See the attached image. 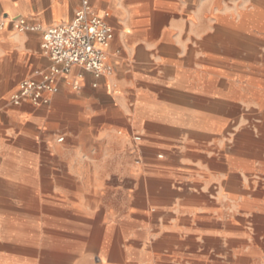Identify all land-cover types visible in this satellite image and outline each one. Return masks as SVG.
<instances>
[{
    "label": "crops",
    "instance_id": "0c3cea01",
    "mask_svg": "<svg viewBox=\"0 0 264 264\" xmlns=\"http://www.w3.org/2000/svg\"><path fill=\"white\" fill-rule=\"evenodd\" d=\"M229 1L209 9L219 27L203 29L202 0H93L113 32L107 57L114 72L94 79L72 67L42 106L10 102L22 81H40L48 71L42 32L0 27V164L20 166L21 181L34 183L14 196L34 199L24 205L33 211L49 207L46 212L73 218L75 210L87 212L84 202L98 189L104 206L151 211L144 221L67 222L71 230L145 231L129 244L157 249L137 264L264 262V255L250 252L248 238H231L218 232V222L201 220L215 217L217 185L235 175L217 144L203 141L219 126L228 128L239 97L264 103V0H247L236 13ZM79 6L80 0H0V22L23 18L47 28L70 22ZM134 131L145 144L140 158L130 143ZM248 135L242 133L243 144ZM258 141L259 160L244 162L247 173L264 177V130ZM91 143L99 153L90 152ZM155 151L164 155L156 160ZM141 170L147 171L143 179ZM0 181H11L2 170ZM112 182L127 184L129 193L114 190ZM0 197L10 192L0 191ZM242 198V207L250 205ZM237 243L242 247L234 251Z\"/></svg>",
    "mask_w": 264,
    "mask_h": 264
},
{
    "label": "rangeland",
    "instance_id": "374dc122",
    "mask_svg": "<svg viewBox=\"0 0 264 264\" xmlns=\"http://www.w3.org/2000/svg\"><path fill=\"white\" fill-rule=\"evenodd\" d=\"M224 2L223 0H202L203 14L205 12L204 10L207 9L205 15H203V17H205L203 18V22H202L203 29L210 27V24L212 26L214 25V27H212L214 29L219 27L216 25V21L213 20V17L210 16L209 9L215 7L219 9L221 7H224L225 6ZM246 2L247 0H231L228 2V4H231L233 10L236 13L237 11H240V9L243 7V4ZM229 115H230L229 116L230 123L228 128H225V126L223 127L219 126L217 132L214 133L211 137L209 138L207 137V139L204 140L203 142H205L206 144L207 143L209 144L211 142L217 144L219 157L227 156L230 163L233 165L235 175L230 177V182L227 185L224 183H219L217 185L220 205L215 217L212 219L210 218L205 219L203 217L201 220H208V221L211 220L213 222H218L219 224L217 227L218 232L224 233L225 235L231 238L234 239H242L244 237L248 238L251 244L249 246L250 252L256 255L257 254L264 255V207L258 210L259 207H255L253 204V203H261V205H264V177L258 176L256 174L247 173V170L249 168L247 167L246 162H244V160L249 162H255V161L257 162L259 160L257 156L258 149H256L257 148L256 146H257V142H259L258 137L264 130V125H263L264 103L256 101L255 96L253 97L251 96L250 99H243L239 97L238 101L234 102L233 108L230 109ZM243 132H248L249 134L247 136L248 139H246L247 141H249L248 144H243V142L241 141L242 140L241 134ZM135 135H141V134L136 131L130 134L129 135L130 143L133 148V151L135 152V154H137L138 158H140L142 157V146L145 144L143 141L139 143H134L132 138ZM208 144L206 146H208ZM89 148L91 153H96V154L99 153V148L97 146H94L92 143L89 144ZM154 154L156 160H158L157 158L158 155L161 156L164 155L159 151H155ZM1 170L5 175V177L7 179H10L11 181L9 182L0 181V191L4 190L10 192V197H0V221L3 219H10V220H17L16 222H20L21 219L26 221L28 218L32 217L35 219V221H37V225L43 228L42 221L45 220L47 217L51 216L50 214H48V212L45 211L48 210V208L47 209L39 208L38 210H41L39 212L33 211L34 209L32 207H28L24 205L26 203L33 202L34 199L31 198L21 199L20 197L14 196L15 193L21 191V187H27V188L29 187L31 189L33 187L30 186H33L34 183H25L21 181V177L24 178V174L22 173L23 170L21 169L20 166L6 165L1 167L0 164V171ZM243 170H246V173H243L242 172ZM250 170L252 171V169ZM219 172L225 173L226 172L225 167H220ZM145 175H147V171L141 170L139 172V176L142 179ZM183 182L184 180L182 178H178L176 186L182 187ZM109 186L113 187V189L116 191H121V192L123 191L124 193H129L128 191L129 187L125 183L112 182L109 184ZM227 193L233 194V197L229 196V194ZM250 193H252V196ZM92 194L93 197H91V199L85 200L84 202V206H85L84 209L87 211L86 213L76 212L75 210V213L73 214V218H72L70 214L66 215L64 211H60L65 214L64 217L61 216L60 218L67 222H71V221L90 222V220L91 222H114V221H134V220L144 221L146 220L148 214L152 216L151 211H149L148 214L145 213L133 214L127 210L122 211L120 207L104 206L102 190L101 191H99L98 189H96V191L92 190ZM242 195L248 197V199L250 200V205H246V207H242L241 205L242 203L241 201H243ZM58 200H59L58 201L59 204L64 203L65 201V199H62L60 197ZM97 229H99V232L97 231ZM94 230L95 229L92 228L91 225L90 228H88L87 230L69 229L68 231H65L67 232V235L64 238V243H65L64 253L58 255V257L61 260H59L56 264H137V260H140L141 262H146L148 259L147 258L148 253H150L151 250H153V248L157 249L151 246H131L129 244L128 239L131 236H135L137 234L145 236L144 235L145 231L126 230V229L115 230L113 228H107V226L105 229L96 228L95 231L97 232H95ZM0 232H1V225H0ZM147 232H151V231H147ZM93 233H95V235ZM92 237L95 239H93ZM75 238H77L78 240ZM240 244L241 243H237L233 245L232 246L233 250L234 251L239 250L242 247ZM117 247L118 249H116ZM187 247L188 249L190 248V246ZM160 248L161 247H159V249ZM211 248L213 249L214 247ZM43 249L44 248L38 245L34 247L35 250L34 254L31 255L21 254V240L19 238L4 237L0 233V259L13 261L17 264H21V261L30 259V260H35L36 263L38 264L40 260L46 257V255L44 256L43 254L44 251ZM115 253L118 255H115ZM133 259L135 261H133ZM180 264H192V263L185 261ZM234 264H264V262H262V260L258 261L255 258L254 261L251 260L249 262L246 261L238 262V263L235 262Z\"/></svg>",
    "mask_w": 264,
    "mask_h": 264
},
{
    "label": "built area",
    "instance_id": "2783aa9c",
    "mask_svg": "<svg viewBox=\"0 0 264 264\" xmlns=\"http://www.w3.org/2000/svg\"><path fill=\"white\" fill-rule=\"evenodd\" d=\"M92 1L80 0V6L70 22L47 28L23 18L1 19L0 27L7 23L18 32L41 31V49L51 63L40 81L24 80L19 84L18 91L10 98L13 105L23 102L36 106L47 105L49 100L45 95L57 93V79L67 75L72 67L90 73L94 79L114 72L107 57L113 32L104 18L95 13ZM132 140L139 143L142 136L135 135Z\"/></svg>",
    "mask_w": 264,
    "mask_h": 264
},
{
    "label": "bare ground",
    "instance_id": "6f19581e",
    "mask_svg": "<svg viewBox=\"0 0 264 264\" xmlns=\"http://www.w3.org/2000/svg\"><path fill=\"white\" fill-rule=\"evenodd\" d=\"M246 130V129H245ZM237 135V134H236ZM242 135V134H241ZM246 136V135H245ZM235 137V136H234ZM237 138V137H236ZM241 142V141H240ZM235 146V145H234ZM240 146V145H239ZM251 147V146H250ZM241 152V151H240ZM240 154V153H238ZM249 154V153H248ZM252 156V155H251ZM160 157V156H159ZM162 157V156H161ZM238 176V174H237ZM153 182V181H152ZM158 183V181H156ZM238 182V181H237ZM236 185V184H234ZM239 185V184H238ZM60 186V185H59ZM17 187V185H16ZM237 191V190H236ZM238 192V191H237ZM244 192V191H242ZM238 194V193H237ZM252 196V193H250ZM249 194V195H250ZM248 195V194H247ZM255 196V195H253ZM55 197V196H54ZM258 197V195H257ZM13 198V197H12ZM21 198V196H20ZM71 199V198H70ZM99 200V198H98ZM77 202V201H75ZM90 202V201H89ZM93 202V201H92ZM93 204V203H92ZM6 206V205H5ZM88 206V205H87ZM96 207V206H95ZM102 207V206H101ZM49 208V207H48ZM67 212V211H66ZM98 212V211H97ZM35 213V212H34ZM103 213V212H102ZM50 217H47L42 221L43 228L37 225V221L30 217L26 221L22 220L16 222L17 220L3 219L0 221L1 234L4 237L19 238L21 240V254H34V247L40 245L43 250L44 256L46 257L39 261L38 264H56L61 260L58 255L64 253L65 243L64 238L67 235L69 229L67 228V221H64L60 217H64L63 212H48ZM18 215V213H17ZM28 215V214H27ZM32 215V214H31ZM37 215V214H36ZM45 215V214H44ZM67 215V214H66ZM35 216V215H34ZM48 216V215H47ZM139 217V216H138ZM95 218V217H94ZM142 218V217H141ZM252 219V217H251ZM261 219V218H260ZM259 219V220H260ZM89 220V219H88ZM246 220V219H245ZM101 221V220H99ZM91 222V220H90ZM114 223V222H113ZM229 223V222H228ZM263 224V222H262ZM226 225V224H225ZM91 226V225H90ZM74 227H77L76 225ZM253 227V226H252ZM257 227V226H256ZM76 229V228H75ZM78 230H87V228H77ZM96 230V228H94ZM94 230V231H95ZM115 230L117 228L115 227ZM226 230V229H225ZM223 230V231H225ZM42 231V232H41ZM64 231V232H63ZM99 232V229H97ZM95 231V232H97ZM262 231V230H261ZM116 233V232H115ZM247 233V232H246ZM95 235V233H93ZM100 234V233H99ZM263 234V233H262ZM118 235V234H117ZM101 236V235H100ZM120 236V235H119ZM90 237V236H89ZM96 237V236H95ZM98 237V236H97ZM113 237V236H112ZM254 237V236H252ZM93 238V237H92ZM261 238V237H260ZM77 239V238H75ZM95 239V238H93ZM78 240V239H77ZM194 240V239H192ZM261 240V239H260ZM117 241V240H116ZM133 241V240H132ZM208 241V240H207ZM215 241V240H214ZM85 242V240H84ZM113 242V241H112ZM111 242V243H112ZM120 242V241H119ZM123 242V241H122ZM220 242V240H218ZM243 242V241H242ZM99 243V242H98ZM121 243V242H120ZM119 243V244H120ZM209 243V242H208ZM228 244V243H227ZM158 246V245H157ZM233 246V245H232ZM214 247V246H213ZM113 248V247H112ZM148 248V247H147ZM235 248V247H234ZM85 249V248H84ZM118 249V247L116 248ZM148 250V249H147ZM110 251V250H109ZM112 251V250H111ZM118 251V250H117ZM86 252V251H85ZM109 254V252H108ZM123 254V253H121ZM84 255V254H83ZM115 255H118L115 253ZM123 257V255H122ZM75 258V257H74ZM240 258V257H239ZM114 259V257H113ZM74 260V259H73ZM94 260V259H93ZM61 262V261H60ZM93 262V261H92ZM90 263V262H89ZM121 263V262H120ZM0 264H17L13 261H7L0 259ZM21 264H37L35 260H24Z\"/></svg>",
    "mask_w": 264,
    "mask_h": 264
}]
</instances>
